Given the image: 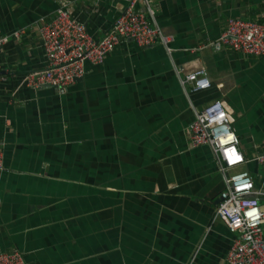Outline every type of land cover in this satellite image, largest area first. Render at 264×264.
Here are the masks:
<instances>
[{
	"label": "crops",
	"instance_id": "obj_1",
	"mask_svg": "<svg viewBox=\"0 0 264 264\" xmlns=\"http://www.w3.org/2000/svg\"><path fill=\"white\" fill-rule=\"evenodd\" d=\"M67 1L95 38L127 4ZM57 2L0 0V252L27 264H225L233 233L213 218L224 179L186 126L219 99L247 160L237 169L262 186L264 55L211 43L229 19L264 24V0H151L170 52L126 39L69 86L34 89L24 75L46 67L38 27ZM198 65L210 86L192 92L179 69Z\"/></svg>",
	"mask_w": 264,
	"mask_h": 264
},
{
	"label": "built area",
	"instance_id": "obj_2",
	"mask_svg": "<svg viewBox=\"0 0 264 264\" xmlns=\"http://www.w3.org/2000/svg\"><path fill=\"white\" fill-rule=\"evenodd\" d=\"M154 15L151 0H127L107 32L95 38L87 31L86 25L72 15L68 1L58 0L53 17L38 27L46 67L26 73L25 84L34 89L43 85L67 87L83 77L85 62L101 64L126 39L141 47L159 43L170 52L169 43L173 36L162 31ZM21 32L15 31L13 36L18 37ZM7 42L8 36L0 33V48ZM211 45L215 49L226 45L246 54L264 55V24L229 19L225 31ZM187 68L179 69L184 73L180 80L182 85L190 84L192 92L210 86L204 67ZM3 79L0 72V81ZM186 137L194 146H209L224 179L213 218L220 220L233 233L225 264H264V203L260 200L264 196V153L254 157L262 170V186L256 187L247 170L237 169L247 160L238 147L239 139L219 99L206 103L199 110L194 109V118L186 126ZM3 169L0 146V171ZM0 264L27 263L20 251L12 250L0 252Z\"/></svg>",
	"mask_w": 264,
	"mask_h": 264
},
{
	"label": "water",
	"instance_id": "obj_3",
	"mask_svg": "<svg viewBox=\"0 0 264 264\" xmlns=\"http://www.w3.org/2000/svg\"><path fill=\"white\" fill-rule=\"evenodd\" d=\"M220 201V199H217V201L216 202H219Z\"/></svg>",
	"mask_w": 264,
	"mask_h": 264
},
{
	"label": "rangeland",
	"instance_id": "obj_4",
	"mask_svg": "<svg viewBox=\"0 0 264 264\" xmlns=\"http://www.w3.org/2000/svg\"><path fill=\"white\" fill-rule=\"evenodd\" d=\"M262 203H264V201ZM263 230H264V226H263Z\"/></svg>",
	"mask_w": 264,
	"mask_h": 264
}]
</instances>
